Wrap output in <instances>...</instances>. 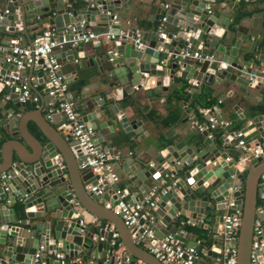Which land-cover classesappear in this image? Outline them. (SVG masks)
I'll return each instance as SVG.
<instances>
[{"label":"water","instance_id":"1","mask_svg":"<svg viewBox=\"0 0 264 264\" xmlns=\"http://www.w3.org/2000/svg\"><path fill=\"white\" fill-rule=\"evenodd\" d=\"M75 2L0 0V5L13 8L10 15L0 20V30L6 28L9 20L32 32L41 30L40 24L46 25L59 42L56 50L71 45L73 33L66 31L68 25H74L78 31L80 21L84 20L87 26L108 27L116 37L111 41V49L104 46L101 56L110 63V68L103 71L99 65V70L115 78L109 82V91L117 86L122 98L133 88H143L149 95L153 87L165 91L177 69L180 77L192 80L189 101L203 82L216 83L229 96L233 95L237 104L234 110L242 120L236 140H241L245 148L264 144V76L256 82L249 79L253 72L264 70V36L239 32V27L237 31L228 29L232 15L230 0H223V4L221 0H168L167 7H151L155 11L148 18L147 30L131 24L124 29L121 27V11L127 12L131 0H81L77 8ZM262 17L260 32L264 34V10ZM9 28L18 29L16 26ZM161 33L165 38L160 37ZM161 42L170 53L166 64L160 63L162 54L156 49ZM184 49L197 51L199 57L175 58ZM75 50L82 51V48L77 44L66 49L69 59H73ZM81 55L79 52L78 56ZM90 61L99 63L95 58ZM33 66L40 68L41 60ZM17 71L13 63L5 61V53L0 52V88ZM39 76L43 77L41 72ZM45 86L44 93L47 94L50 83L46 82ZM36 94L33 91L25 101H20L18 94L10 91L8 101L0 106V139H4L0 200L6 199V204L0 202V264H60L54 255H49L51 250L64 252L68 264H114L117 251L109 244L112 229L118 233L128 258L124 264H132L134 259L144 264H174L158 260L139 246L131 237L130 228L104 206V202L110 200L109 194L91 190L93 186L107 184L106 180L98 183L100 174L90 168L78 167V147L67 141L44 117L41 111L44 104L32 109L40 104V100L33 104ZM102 102V96L98 95L83 106L89 109L87 103L100 106ZM181 104L180 119L186 121L189 106L187 102ZM241 105L243 110H240ZM111 110L124 132H142L141 120L127 119L116 106H111ZM218 111V108L211 109L209 114H218ZM101 117L98 107L82 115V120L94 131L96 145L100 144L105 127L111 132L104 135L106 141H112L117 135L110 116L99 121ZM29 121L35 124L33 130L28 127ZM192 128L186 130L193 136L190 144L186 139L173 141L146 160L131 156L120 163L123 175L117 177L126 180L127 192H135L136 202H140V197L151 187H166L156 201L153 219H139V224L146 225L158 237L173 234L180 242L198 251L199 246L189 238L188 231L178 224L179 217H186L190 223L196 222L199 226H204V219H207L216 246L205 252L213 261L223 245L219 240L223 216L228 209H238V236L230 246L236 248L237 264H250L254 224L255 221L264 222V188L260 181L264 174V159L246 161L242 169L236 162L246 150L234 148L233 154L229 155L213 142L207 129L198 128L196 124H192ZM139 138L142 137L139 135ZM224 141L228 142V139ZM12 142L22 148L10 149ZM179 170L183 172L176 183L172 180L158 184L163 176L174 177ZM107 173L108 170H103L104 175ZM16 200L22 205L26 218L42 221L31 222L27 228L15 225L26 223L16 215L13 208ZM231 200L233 204L228 207ZM84 213L91 215L95 222H85ZM100 223L104 226L96 233L93 226ZM40 246L43 250L35 258ZM254 256L258 264H264V248L256 249ZM219 261L223 263L222 258Z\"/></svg>","mask_w":264,"mask_h":264},{"label":"crops","instance_id":"2","mask_svg":"<svg viewBox=\"0 0 264 264\" xmlns=\"http://www.w3.org/2000/svg\"><path fill=\"white\" fill-rule=\"evenodd\" d=\"M124 1V0H122ZM232 4V9L230 10L232 12V15L230 17V22L228 24V29L231 31H237V27L240 28L239 32H243L246 34H255L259 35L260 37H263L264 34H261V25L263 21V10H264V0H254V1H236V0H230ZM221 3L223 4V0H221ZM165 4H169L168 0H131V4L127 9V12L121 11V27L124 29V27L128 24H131L138 29H144L147 30L148 26L150 25V21L148 18L150 16H153L155 10H151L152 6H163ZM3 6V5H0ZM10 7V6H8ZM13 11V8L10 7ZM224 18V17H223ZM16 26L18 29H10L9 27ZM42 26V30L47 29L46 25L40 24ZM92 30L95 31H108V27H98V26H90ZM34 32H32L29 29H25L21 27V25H15L13 21H8L6 28L0 30V42L7 44L10 39L16 38L19 40L22 44H29L32 37L34 36ZM238 35H241V33H238ZM107 47L108 49H111V42H107L106 45L104 44H79V47L82 48V51L75 50L73 52V59H69L66 55V49L70 48L71 46H68L67 48H59L55 50L56 54H60L61 56L58 57L60 60V72L63 78L66 80L67 84L74 83L77 81L82 82V87L79 92L75 93L72 92V100L75 104V107L80 111V113L86 114L88 113L92 108L98 107L100 112L102 113V117L99 119L101 121L102 119L109 118L112 121V126L114 128V132H116L117 135L112 137V141H106L104 139V135L111 134L108 127H105L102 129L103 131V138L101 139L100 144L98 147L101 149L107 150V152L110 155V159L108 160L110 171L117 176L123 175V170L120 166V163L131 157L135 156L137 158L141 159H148L153 158L156 154L159 153V151L164 147L162 144H165L167 142L178 141L181 139H186L187 144H190L192 142V134H187L186 130L189 128H192V120L190 117L186 121H182L179 119L175 123H171L166 126L161 125V120L164 119L167 116V110L165 106V96L166 94L172 89L174 86H178V81H176L177 78H181L182 80L187 81L189 84L192 83V80L187 78H182L179 76V71L175 69L176 75L174 77V80L168 83V88L165 91H157L154 87L150 89L151 94L149 95L147 93V90L143 88H133L125 98H122L120 95V89L116 86L113 88L112 91H109V82H112L115 78L114 76H106L105 73H101L99 70V65L103 69V71H107L110 68V63L105 60L103 56H101L103 48ZM81 53V56H78V53ZM97 59L99 63L97 64L95 61H90V59ZM171 61H173L171 59ZM39 72L42 73L43 77L39 76ZM17 74L21 78L22 81L26 82L29 87L30 91H35L37 94L32 99L34 101L33 104L37 100H40L39 105L32 106V109H38L41 108V104L44 105L41 108L42 114L45 116L47 109H48V102L52 99L44 93V89L46 88L45 83L47 82V79L44 75V72L42 68L29 66L22 69H19L17 71ZM11 76V75H9ZM203 84H207L212 89V96L215 99V105L212 107L214 110L218 108V114H215L217 117H222L224 120L229 121V125L234 126L236 124H240L242 120L240 119V115L236 113L234 110L235 105V98L232 96H229V93L226 92V90H223L222 87H219L216 83H208L203 82ZM86 92H84V90ZM10 90L9 87L4 85V87L0 88V106L4 102L8 101V94ZM102 96V105L100 106H93L90 103H87V107H84L83 104L88 102L91 98L94 96ZM182 103V102H181ZM182 105V104H181ZM111 106H116L120 112H122L127 119H137L141 120L142 124V132L141 133H134V131L130 132H124L120 126V124L115 120ZM243 105L240 106V110H243ZM105 111V114L103 112ZM35 112V111H34ZM155 115V120L150 119V113ZM182 112H183V106H182ZM181 112V113H182ZM206 117V116H205ZM61 119V116L57 112H53L51 115V118L48 119L49 123L57 129V125L59 120ZM207 120V119H206ZM35 124L32 121L28 122V127L30 129H34ZM193 129V128H192ZM239 130L233 131L238 132ZM226 133L223 136L221 148L226 150L229 155L233 154L234 144L236 143V139H229L227 137ZM137 135V136H136ZM139 135L142 138H139ZM64 136V135H63ZM67 141L71 142L70 139L66 138ZM228 139V142H225V139ZM20 139V138H19ZM4 142V140H3ZM2 142V143H3ZM215 143V141L213 140ZM253 146V143H251ZM2 145V144H1ZM1 145H0V161H1ZM21 147L18 145V143L12 142V145L10 146V149L13 147ZM22 148V147H21ZM178 172V171H176ZM178 174V173H177ZM174 177H166L163 176L162 180L158 182V184H161L162 182H171L176 177L179 178V176ZM147 181H145L146 183ZM263 184V183H262ZM119 186L126 190V180L123 178H118L117 182L113 184V186ZM263 186V185H262ZM152 188V187H151ZM264 188V187H263ZM112 186H106L107 193L110 196V200L113 198L112 194ZM8 192H10L9 189H7ZM262 198V195H260ZM143 197H140L142 199ZM127 199L131 202L136 201L135 200V192L130 193L127 192ZM232 201V200H231ZM1 204H6V199L0 200ZM16 203H19L17 200L14 202V205ZM13 205V208L15 206ZM230 209L229 211H231ZM16 215L19 220L24 219L26 221L25 224H20L19 222L14 223L15 225L25 227L27 228L31 222H41L42 219H28L25 217L24 212L22 210L23 216H20L15 209ZM85 222L94 223V218L84 213ZM183 222L185 225H189L192 227L191 231H188L189 238L194 240L195 245L199 246V250L197 251V263L198 264H222L220 262L221 255L219 253H216V260L213 261L209 256L206 254V250H209L212 247V242L214 240V235L210 233V222L207 219H204V226H199L196 222L190 223L186 217H179L178 224L181 226V228L184 231H187L183 228ZM104 226L103 224H96L94 225L95 232L98 233V231ZM211 226V225H210ZM90 227V226H89ZM92 227V226H91ZM113 228V227H112ZM111 235V231H110ZM110 237V236H109ZM205 239L209 241L205 242ZM118 241L121 243L120 238L118 237ZM139 246L145 248V245L143 242L138 243ZM123 248V246H122ZM146 249V248H145ZM50 251H48L49 253ZM124 252V248H123ZM122 252V253H123ZM49 255H52L49 253ZM115 259V257H114ZM116 264V260L114 262ZM124 264V263H123ZM132 264H144L140 262L137 259H134Z\"/></svg>","mask_w":264,"mask_h":264},{"label":"built area","instance_id":"3","mask_svg":"<svg viewBox=\"0 0 264 264\" xmlns=\"http://www.w3.org/2000/svg\"><path fill=\"white\" fill-rule=\"evenodd\" d=\"M240 1V0H236ZM254 1V0H244ZM167 7V4L164 5ZM12 13V9L8 6H0V20L4 19L7 15ZM164 19V18H162ZM66 31L73 33L70 37L71 47L77 44H95L98 45L102 42H111L115 39V34L109 31H95L87 26L84 20L79 23V30L77 31L74 25H68ZM29 44H22L18 39H10L7 44L0 42V52L5 53V61L13 63L16 68L22 69L25 67L37 64L41 60V68L50 83L47 95L52 99L48 102V109L45 114L46 118H51L53 112H57L61 119L58 122L57 130H59L66 138L71 140V143L76 145L79 149L80 156L77 159V164L80 169L90 168L94 173L100 174L98 183H102L106 180L107 184L102 186H93L91 190L95 193L107 192L106 186H112V200L104 202V206L110 208L117 214L123 221V223L130 228L131 237L138 244L143 242L146 250L154 255L158 260L166 263L173 262L174 264H198L197 263V251L192 246H187L180 242L173 234H166L161 237L156 236L155 232L148 229L146 225L139 224V219H153V210L156 208V201L158 197L166 191V187H159V185L153 186L140 202H131L127 199V192L125 189L119 186H113L118 180L116 174L110 171L108 160L110 155L107 150L101 149L93 141V129L91 126H87L82 120V115L76 110L75 104L72 100L71 93L67 90V82L62 75L59 74L60 63L55 53V47L59 44L57 39L53 36V32L44 29L34 32ZM161 38H165V34H160ZM140 46H143L140 44ZM157 51L162 54L160 60L161 64H166L170 60V53L168 47L162 42L156 47ZM197 58L199 53L195 50H181L179 54L175 55V58ZM264 76V70L260 72H253L249 79L252 82H256ZM4 84L9 87V90L18 94L20 101H25L30 96L29 85L22 81L18 74L4 81ZM214 108L201 109V112L206 116L205 124H198L196 121L194 124L198 128L209 129L216 126L227 127L229 121L217 117L215 114H209ZM238 132H230L227 134L229 139H236L239 135ZM209 136L212 135L209 133ZM234 148L238 150H246L244 155L237 158V164L243 169L245 168V162H255L257 158L264 159V144L254 147L245 148L241 140H236ZM103 170H108L106 175L103 174ZM178 178L173 180L176 183ZM261 183L264 187V174L261 175ZM162 184V183H161ZM7 189V188H6ZM114 201V203H113ZM232 201L228 203V207L232 205ZM228 209L221 224V233L219 240L223 242V245L219 247V254L223 260L222 264H237V251L235 247L230 246L233 244L238 236V228L240 226L239 210ZM187 223V222H183ZM109 244L115 249L121 247V243L118 241V233L112 229L109 237ZM212 247L216 245L212 242ZM264 248V222L255 221L251 243V262L250 264H258L257 258L254 256L256 249ZM43 250V246H40L35 253L37 258L40 252ZM117 251V250H116ZM50 254L54 255L60 262V264H68L65 259V253L60 251L56 252L51 250ZM116 264H123L128 262V258L123 253L117 251L115 257Z\"/></svg>","mask_w":264,"mask_h":264},{"label":"trees","instance_id":"4","mask_svg":"<svg viewBox=\"0 0 264 264\" xmlns=\"http://www.w3.org/2000/svg\"><path fill=\"white\" fill-rule=\"evenodd\" d=\"M81 0H76L74 6L77 8L80 6ZM176 81H178V86L172 87V89L166 94L165 96V106L167 110V116L161 120V125L166 126L171 123H175L180 119L181 112H182V105L181 102H187L189 106V117L192 121H196L198 124H205L206 123V117L205 115L201 112V109H206V108H212L215 105V99L212 96V89L206 84H202L200 87L199 91L194 93V97L192 98L191 101V92H190V84L182 80L181 78H177ZM82 87V82L77 81L74 83H69L67 84V90L72 93V92H79ZM76 110L80 112L77 108ZM150 119L155 120V115L150 113ZM1 117V116H0ZM240 124H236L234 126H227V127H219L216 126L214 128H209L208 131L212 135L213 140L215 141L216 145L221 147L222 144V139L223 136L226 133H230L236 130H239ZM3 138L0 139V145L3 142ZM171 142V140H170ZM170 142H167L165 144H162V146H166L170 144ZM183 170H179L176 174L177 176L182 175ZM15 209L17 210L18 214L20 216H23L22 213V205L20 203L15 204ZM183 228L186 229L187 231H191L192 227L189 225L183 224ZM205 242L209 241L205 239ZM210 244V243H209ZM116 250L119 253L123 252V248L117 247Z\"/></svg>","mask_w":264,"mask_h":264}]
</instances>
